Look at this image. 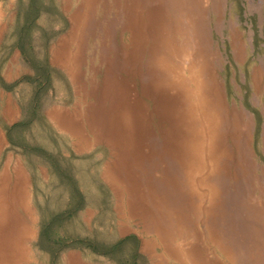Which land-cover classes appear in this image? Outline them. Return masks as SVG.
<instances>
[{"label":"rangeland","instance_id":"obj_1","mask_svg":"<svg viewBox=\"0 0 264 264\" xmlns=\"http://www.w3.org/2000/svg\"><path fill=\"white\" fill-rule=\"evenodd\" d=\"M0 87V264H264V0H0Z\"/></svg>","mask_w":264,"mask_h":264},{"label":"crops","instance_id":"obj_2","mask_svg":"<svg viewBox=\"0 0 264 264\" xmlns=\"http://www.w3.org/2000/svg\"><path fill=\"white\" fill-rule=\"evenodd\" d=\"M12 65L9 64L7 67L5 74L8 75V71H13ZM7 72V73H6ZM4 76V75H3ZM4 84H8V80L4 81ZM5 87V86H4ZM4 87H0V131L2 130H9L11 128H14L15 125L19 124L21 119V111L17 107V105L13 102L11 98V93ZM2 144V140L0 139V147ZM6 146H10L12 143H9V141L6 140L4 142Z\"/></svg>","mask_w":264,"mask_h":264},{"label":"trees","instance_id":"obj_3","mask_svg":"<svg viewBox=\"0 0 264 264\" xmlns=\"http://www.w3.org/2000/svg\"><path fill=\"white\" fill-rule=\"evenodd\" d=\"M22 124V123H21ZM19 124H17V125H15L14 126V128L16 127V126H18ZM14 128H11V129H9V130H7V137L9 138V140H11L12 138H11V132H12V130L14 129ZM123 240H121L120 242H122ZM124 242V241H123Z\"/></svg>","mask_w":264,"mask_h":264}]
</instances>
